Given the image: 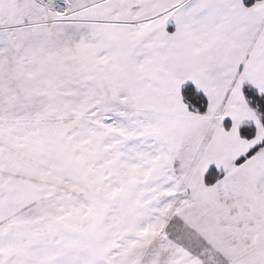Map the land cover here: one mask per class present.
<instances>
[{
	"label": "snow or ice",
	"instance_id": "snow-or-ice-1",
	"mask_svg": "<svg viewBox=\"0 0 264 264\" xmlns=\"http://www.w3.org/2000/svg\"><path fill=\"white\" fill-rule=\"evenodd\" d=\"M0 264H264V0H0Z\"/></svg>",
	"mask_w": 264,
	"mask_h": 264
}]
</instances>
